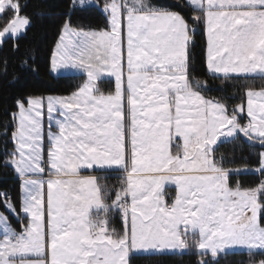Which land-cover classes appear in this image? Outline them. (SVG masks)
I'll list each match as a JSON object with an SVG mask.
<instances>
[{"label":"snow or ice","instance_id":"6c2138e0","mask_svg":"<svg viewBox=\"0 0 264 264\" xmlns=\"http://www.w3.org/2000/svg\"><path fill=\"white\" fill-rule=\"evenodd\" d=\"M25 7L0 0V50L11 41L19 53L11 62L0 57V78L10 86L38 71L34 50L20 51L32 24ZM173 7L67 0L51 70L76 69L86 80L68 97H17L5 113L0 167L19 184L18 201L0 188V264H134L145 254L192 249L198 264H218L232 250L264 264V179L242 187L239 177L252 171L246 158L233 167L235 149L219 151L259 145L254 171L264 177V86L246 87V108L242 100L229 110L227 96L206 98V81L190 75L189 64L203 25L212 79L264 81V0H179L190 20ZM90 9L105 16L106 29L73 26L72 17ZM104 76L114 78V92L101 89ZM116 217L122 230L110 227Z\"/></svg>","mask_w":264,"mask_h":264},{"label":"trees","instance_id":"16d2710c","mask_svg":"<svg viewBox=\"0 0 264 264\" xmlns=\"http://www.w3.org/2000/svg\"><path fill=\"white\" fill-rule=\"evenodd\" d=\"M21 5L27 4L23 8L22 15L31 17L32 24L27 30V35L20 41V51L32 48L34 50L35 65L38 71L26 73L21 77L19 83L10 86L6 78H0V125L7 123V116L5 113L9 110H14L15 100L17 97L36 95L46 96L50 94H69L78 89L84 83V76L82 75H64L53 76L50 72V60L54 50L55 43L57 42L60 32V26L65 19L64 13L66 12L67 0H20ZM169 6L175 5L173 10L182 12L187 19H191V12L187 9L179 7V0H163ZM43 9L45 15L43 17L37 16V11ZM5 19L11 17V13H5ZM4 20H0V28L3 26ZM72 24L74 27H84L90 30H103L107 28L106 18L101 12L90 9L87 12L77 13L72 17ZM12 52L11 41L3 44L0 50V57L7 56L9 61H13L15 56ZM189 64L190 75L195 76L201 81H206L207 90L204 92L206 98L223 99L227 96L229 99L227 103L229 110L236 104H244L246 98L244 97V90L248 86L259 89L264 86V81L260 79L250 80L247 84L244 81L232 80L227 83H222L219 79H212L211 75L207 72L206 67V38L203 25L196 29V35L189 46ZM105 85L99 82L101 89L105 92H112L114 86L112 81L104 80ZM103 81V82H104ZM5 137H3V129L0 128V159H3L6 151ZM10 140V133L9 138ZM243 139V138H242ZM12 148L11 143L7 144V150ZM235 149L236 164L233 167H244L245 158L247 166L252 171L247 174H242L239 177V182L242 187H255L258 185L261 177L254 171L258 167V151L259 145L250 146L247 141L242 145L224 144L220 146L219 151L229 152ZM92 174V173H83ZM108 184H115L116 174L113 173L108 176L106 181ZM101 183H105L101 180ZM231 183L233 186L237 183V177L233 176ZM18 180L15 179L14 172L10 169L0 167V188L8 189L12 192L13 198L18 201ZM13 225L18 229L16 222L12 221ZM110 227H115L117 230H122V222L119 217H116ZM262 257L256 256L258 261ZM200 257L196 254V250L192 249L183 254L179 252L166 253V254H145L137 258L134 264H198ZM210 259V256L205 257ZM250 257L241 252H230L227 256L219 258L218 264H249Z\"/></svg>","mask_w":264,"mask_h":264},{"label":"rangeland","instance_id":"374dc122","mask_svg":"<svg viewBox=\"0 0 264 264\" xmlns=\"http://www.w3.org/2000/svg\"><path fill=\"white\" fill-rule=\"evenodd\" d=\"M3 26H4V24H3ZM2 26V27H3ZM1 27V28H2ZM124 49H125V51H124V64H125V68H126V41H125V43H124ZM50 72H51V74L53 75V76H64V75H82V76H84V78H85V80H86V74H84V73H82V72H80L79 70H76V69H60V70H58L57 72H53L52 70H51V64H50ZM110 80V81H112V85L114 86V88H115V82H114V78H110V77H107V76H104V77H102L101 78V82H102V84L103 85H105L106 84V82L104 81V80ZM85 80H84V82H85ZM104 81V82H103ZM99 82L100 81H98V84H99ZM83 85V84H82ZM81 85V86H82ZM80 86V87H81ZM114 88H113V90H112V92H114ZM78 89H76V90H74L73 92H71V93H69V94H50L51 96H61V97H68V96H71L75 91H77ZM47 96H49V95H46V96H43V97H47ZM44 155H45V158H46V156H47V150H48V140H47V122L45 121V128H44ZM82 171H84V170H82ZM47 178V177H46ZM45 178V179H46ZM166 199H169V200H171V198H174V196H175V190H174V187H169L168 188V190L166 191ZM241 251H243V250H232L231 252H241ZM244 252V251H243Z\"/></svg>","mask_w":264,"mask_h":264},{"label":"crops","instance_id":"0c3cea01","mask_svg":"<svg viewBox=\"0 0 264 264\" xmlns=\"http://www.w3.org/2000/svg\"><path fill=\"white\" fill-rule=\"evenodd\" d=\"M205 32V31H204ZM205 38H206V52H207V37H206V34H205ZM50 62H51V60H50ZM245 108H246V101H245ZM85 172H87V173H91V170H84V171H82V175H89V174H83V173H85ZM15 175V174H14ZM46 178V177H45ZM15 179H17L16 178V176H15ZM172 187H174V186H171V188Z\"/></svg>","mask_w":264,"mask_h":264}]
</instances>
